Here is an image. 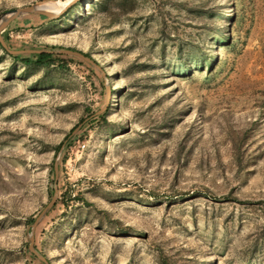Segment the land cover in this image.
Wrapping results in <instances>:
<instances>
[{
    "label": "rangeland",
    "instance_id": "rangeland-1",
    "mask_svg": "<svg viewBox=\"0 0 264 264\" xmlns=\"http://www.w3.org/2000/svg\"><path fill=\"white\" fill-rule=\"evenodd\" d=\"M41 1L58 0H0V14ZM101 1L2 32L102 72L0 46V264H264V0H201L213 17L189 55L159 0ZM54 186L34 234L45 263L27 254L26 221Z\"/></svg>",
    "mask_w": 264,
    "mask_h": 264
},
{
    "label": "trees",
    "instance_id": "trees-1",
    "mask_svg": "<svg viewBox=\"0 0 264 264\" xmlns=\"http://www.w3.org/2000/svg\"><path fill=\"white\" fill-rule=\"evenodd\" d=\"M105 0H102L100 4L104 3ZM153 10L156 13L157 17L165 23L166 27L169 29V34L173 40H178L177 49L182 52L184 50L186 53L191 54L196 52L199 45L192 38V33L190 31H198V29L203 28L204 23H200L199 20L204 18L205 15L209 18L213 17V12L209 11L208 7L204 2L198 0L197 2L191 0H159L157 3L153 4ZM185 16V17H184ZM170 23V24H169ZM186 27H190L188 35L185 37L181 35L182 33H186ZM217 32L219 28L217 26ZM230 30H227V32ZM4 40L7 42L6 37ZM1 46V45H0ZM2 47V46H1ZM59 47H51V49H56ZM81 52V51H80ZM83 53V52H81ZM85 56L89 57L88 54L84 53ZM13 58L21 59L24 63H35L41 66H49L54 64L55 58L59 55L51 54V53H42V54H22V55H11ZM33 60V61H32ZM201 63H198V66H201ZM183 67H187L186 64ZM95 111H90L88 116H92ZM102 115L97 116L92 119L95 121L97 118L99 119ZM68 137V136H67ZM66 137V138H67ZM72 141L69 140L67 144L69 145ZM63 142H60L54 147L55 153H58ZM67 145V146H68ZM51 177L54 175V165L51 163L50 170ZM52 194V191H51ZM52 196V195H51ZM59 203V200L56 201L55 205L52 209L56 207ZM51 209V210H52ZM35 218V217H34ZM33 217L27 219V224L30 225L34 221ZM37 249V247L35 246ZM38 250V249H37ZM39 251V250H38ZM41 253V251H39ZM27 254L31 257H35L32 253L27 251ZM42 254V253H41Z\"/></svg>",
    "mask_w": 264,
    "mask_h": 264
},
{
    "label": "water",
    "instance_id": "water-1",
    "mask_svg": "<svg viewBox=\"0 0 264 264\" xmlns=\"http://www.w3.org/2000/svg\"><path fill=\"white\" fill-rule=\"evenodd\" d=\"M78 0H72L70 1L66 6L62 8V10L59 13H52L45 9L43 6L44 3L49 1H41L36 2L24 7L20 8H13L9 9L7 11H4L0 14V45L2 48L10 55H22V54H42V53H51L56 55H67V56H73L81 59L82 61L88 63L89 65L95 67L99 71L102 72L101 67L94 61L92 58L87 57L84 55V53H81L80 51H76L69 48H60V49H11L7 43L5 42L2 32L5 31L8 27H10L12 24L17 22L18 20L30 15V14H38L44 18L47 19H57L60 16H62L70 7H72ZM53 2V1H52ZM103 109H100L99 111L95 112L94 115H98L102 113ZM78 127L72 131L74 133L77 130ZM63 147V145H62ZM54 174H55V184L58 174V162L55 160L54 162ZM58 199V190L56 186H54V190L52 193V196L48 203L44 206V208L38 213V215L34 218V221L29 226V233H28V251L32 253L35 257H37L39 260L46 263L45 257L35 248L34 243V234L35 230L39 226L40 222L44 219V217L51 211L53 206L55 205L56 201Z\"/></svg>",
    "mask_w": 264,
    "mask_h": 264
},
{
    "label": "bare ground",
    "instance_id": "bare-ground-1",
    "mask_svg": "<svg viewBox=\"0 0 264 264\" xmlns=\"http://www.w3.org/2000/svg\"><path fill=\"white\" fill-rule=\"evenodd\" d=\"M72 0H65V1H49L43 4L45 9L49 12L54 14L59 13L64 6H66ZM92 2V1H91ZM90 5V4H89Z\"/></svg>",
    "mask_w": 264,
    "mask_h": 264
}]
</instances>
